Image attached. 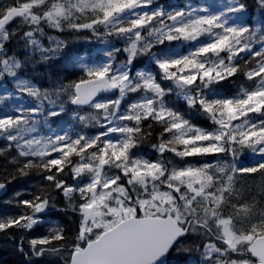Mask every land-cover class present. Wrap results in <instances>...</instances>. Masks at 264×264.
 Segmentation results:
<instances>
[{
	"label": "snow or ice",
	"instance_id": "6c2138e0",
	"mask_svg": "<svg viewBox=\"0 0 264 264\" xmlns=\"http://www.w3.org/2000/svg\"><path fill=\"white\" fill-rule=\"evenodd\" d=\"M0 196L24 264H264V0H0Z\"/></svg>",
	"mask_w": 264,
	"mask_h": 264
},
{
	"label": "trees",
	"instance_id": "16d2710c",
	"mask_svg": "<svg viewBox=\"0 0 264 264\" xmlns=\"http://www.w3.org/2000/svg\"><path fill=\"white\" fill-rule=\"evenodd\" d=\"M163 2L165 4H180L182 0H163ZM92 44L81 42L74 45V50L78 52L79 51L87 52L91 56L96 57L98 55L93 53V49H91ZM101 48L102 46L99 47L98 51H101ZM70 54L71 53L67 54L64 57V59L57 60L48 65L38 64L35 66L34 69L29 68L28 75L32 76L36 81H38L42 85L47 84L49 74H51L53 78H55L56 76L72 75L71 69L68 64V59ZM223 89L225 92H231L234 89V86L230 84H225L223 85ZM193 120L194 122L199 123L201 125L205 124L203 120H200L195 116H193ZM145 151H147V149H145ZM242 162L245 164H250L253 162V160L250 155L246 154ZM259 182H260V177L258 174H252V176L248 178V183H250L253 186L258 185ZM10 194L11 193H9V195ZM4 199H7V197L5 196L4 198L0 199V214L8 213L10 211V208L3 204ZM44 227H46V225ZM44 227H37L33 235H37L43 232ZM6 245H8L10 248L5 247ZM173 259H177V258L173 257ZM0 264H24V257H22L18 253L15 243L13 241L0 240Z\"/></svg>",
	"mask_w": 264,
	"mask_h": 264
},
{
	"label": "rangeland",
	"instance_id": "374dc122",
	"mask_svg": "<svg viewBox=\"0 0 264 264\" xmlns=\"http://www.w3.org/2000/svg\"><path fill=\"white\" fill-rule=\"evenodd\" d=\"M99 47H100V45H98V44H95V43L92 44L91 49H93L94 54L98 55L100 53V51H98Z\"/></svg>",
	"mask_w": 264,
	"mask_h": 264
},
{
	"label": "water",
	"instance_id": "95a60500",
	"mask_svg": "<svg viewBox=\"0 0 264 264\" xmlns=\"http://www.w3.org/2000/svg\"><path fill=\"white\" fill-rule=\"evenodd\" d=\"M2 197H4V196H0V198H2Z\"/></svg>",
	"mask_w": 264,
	"mask_h": 264
}]
</instances>
